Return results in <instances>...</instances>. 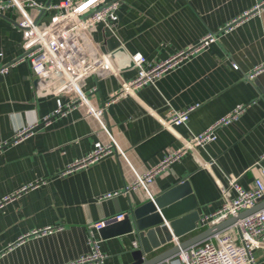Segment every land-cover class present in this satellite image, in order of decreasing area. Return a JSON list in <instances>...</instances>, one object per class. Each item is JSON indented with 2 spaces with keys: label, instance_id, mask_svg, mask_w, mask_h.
<instances>
[{
  "label": "crops",
  "instance_id": "obj_1",
  "mask_svg": "<svg viewBox=\"0 0 264 264\" xmlns=\"http://www.w3.org/2000/svg\"><path fill=\"white\" fill-rule=\"evenodd\" d=\"M37 1L50 5L61 0ZM115 14L113 28L99 23L92 31L114 72L91 74L80 87L91 108L107 104L106 129L85 104L53 115L57 99L39 91L40 82L28 63H18L0 75V264L77 262L90 252L92 223L108 220V224L146 201L141 189L103 199L105 194L123 190L133 178L132 168L140 173L154 166L179 148L182 139L200 134L236 105L245 109L234 124L219 127L215 141L173 162L149 190L157 196L186 180L202 217L221 207L219 184L226 186L228 175L238 177L245 189L259 175L251 166L264 153V70L252 79L246 75L264 63V0H119ZM26 15L49 19L35 10ZM24 24L16 10L0 14V65L24 52ZM208 34L215 40L188 60L154 83L120 94L136 75L132 54L140 53L156 64ZM196 104L185 124L164 127L170 110ZM29 126H35L32 133L13 142L16 132ZM110 138L124 156L116 150L72 167L96 143L105 145ZM263 203L264 198L257 204ZM93 234L106 255L102 264L133 262L132 252L139 247L135 232L107 238L99 231ZM173 245L162 244L143 258L167 253ZM175 256L157 264H178ZM254 256L257 264H264V246Z\"/></svg>",
  "mask_w": 264,
  "mask_h": 264
},
{
  "label": "built area",
  "instance_id": "obj_2",
  "mask_svg": "<svg viewBox=\"0 0 264 264\" xmlns=\"http://www.w3.org/2000/svg\"><path fill=\"white\" fill-rule=\"evenodd\" d=\"M118 5L119 0H61L58 4L50 5H43L37 0H0V14L4 15L10 10H16L22 14L25 21L22 27L26 32L24 52L14 61L0 65V75L8 73L18 63H28L30 72L40 82L39 91L45 90L52 93L57 99V108L53 115H63L71 108L85 104L89 114L106 129L103 117L107 104L105 103L102 108H91L86 96L81 93L80 87L91 74L114 72L108 59L93 40L92 31L99 23L110 29L113 28ZM29 10L46 13L49 19L47 22L33 20L26 15ZM249 13L251 12L245 13L244 16ZM227 27L229 28V25ZM214 40L215 37L208 34L197 44L180 50L156 64L148 63L140 53L132 54L130 61L136 69V75L123 85L120 94L134 93L143 85L154 83L164 73L185 62ZM1 55L0 52V57ZM263 70L264 63L256 66L246 75V78L252 79ZM65 96H69V99L63 102L62 98ZM197 106L196 104L182 111L170 110L167 119L162 121L164 127L185 124L189 113ZM244 109L245 106L236 105L231 112L215 120L200 134L182 139L179 148L166 154L157 164L144 172L139 173L132 168L133 178L125 184L123 190L107 193L103 199L121 194L127 195L141 189L146 200H153L154 195L150 192L149 186L155 178L186 152H194L196 148H203L215 141L216 130L221 126L234 124ZM50 118L51 116L45 118L44 123L49 122ZM34 128L35 126H29L19 130L14 135L13 142L25 138ZM116 150L124 156L113 138H110L109 143L105 145L96 143L91 153L83 159L76 160L72 167L92 163ZM251 168H256L259 173L251 188H243L238 183V177L234 175L226 177V186L219 184L223 203L214 213L200 217L196 223V231L235 217L264 198V153ZM124 215V213L119 214L114 219L120 220ZM107 222L108 220H103L90 225L88 237L90 252L77 262L70 264H102L106 255L100 251L99 240L94 237L93 232L99 231ZM47 231L43 230V233ZM172 242L179 244L177 238H173ZM262 246H264V207L237 220L207 239L180 249L175 256V261L178 264H257L254 253Z\"/></svg>",
  "mask_w": 264,
  "mask_h": 264
},
{
  "label": "water",
  "instance_id": "obj_3",
  "mask_svg": "<svg viewBox=\"0 0 264 264\" xmlns=\"http://www.w3.org/2000/svg\"><path fill=\"white\" fill-rule=\"evenodd\" d=\"M262 207H264V203L256 204L235 217L207 227L185 241H179V244H174L167 253L148 259L143 258L144 254L150 253L152 249L159 248L162 244L172 242L173 238L180 239L182 236L196 231V222L200 217L196 210L197 202L191 193L188 182L184 180L154 196L153 200H146L136 206L125 213L122 219L106 224L99 230V233L102 238H107L135 232L139 240V247L132 252L133 262L131 264H157L168 256L177 254L180 249L207 239Z\"/></svg>",
  "mask_w": 264,
  "mask_h": 264
}]
</instances>
